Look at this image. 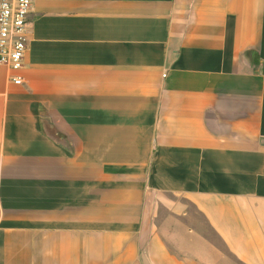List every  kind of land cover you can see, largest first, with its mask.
Masks as SVG:
<instances>
[{
	"label": "crops",
	"instance_id": "crops-1",
	"mask_svg": "<svg viewBox=\"0 0 264 264\" xmlns=\"http://www.w3.org/2000/svg\"><path fill=\"white\" fill-rule=\"evenodd\" d=\"M0 69V264H264V0H36Z\"/></svg>",
	"mask_w": 264,
	"mask_h": 264
},
{
	"label": "built area",
	"instance_id": "built-area-1",
	"mask_svg": "<svg viewBox=\"0 0 264 264\" xmlns=\"http://www.w3.org/2000/svg\"><path fill=\"white\" fill-rule=\"evenodd\" d=\"M36 0H0V69L9 68L15 85L24 83L19 74L29 50L30 17Z\"/></svg>",
	"mask_w": 264,
	"mask_h": 264
}]
</instances>
